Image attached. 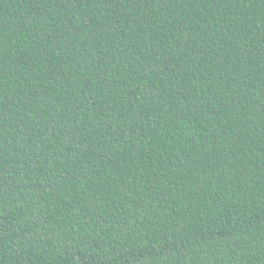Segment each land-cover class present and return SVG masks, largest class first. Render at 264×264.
Returning a JSON list of instances; mask_svg holds the SVG:
<instances>
[{
  "label": "trees",
  "instance_id": "16d2710c",
  "mask_svg": "<svg viewBox=\"0 0 264 264\" xmlns=\"http://www.w3.org/2000/svg\"><path fill=\"white\" fill-rule=\"evenodd\" d=\"M0 264H264V0H0Z\"/></svg>",
  "mask_w": 264,
  "mask_h": 264
}]
</instances>
